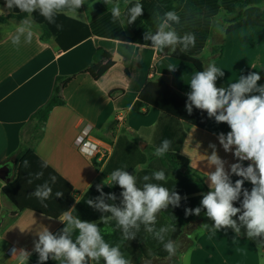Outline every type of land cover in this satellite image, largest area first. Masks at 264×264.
I'll return each instance as SVG.
<instances>
[{
    "label": "crops",
    "instance_id": "0c3cea01",
    "mask_svg": "<svg viewBox=\"0 0 264 264\" xmlns=\"http://www.w3.org/2000/svg\"><path fill=\"white\" fill-rule=\"evenodd\" d=\"M263 3L260 6L264 10ZM9 13L0 0V15ZM76 13L84 15L83 20L67 12L89 22L90 10ZM24 20L27 23L20 32ZM41 34L32 16L0 22V166L9 164L11 174L8 183L0 179V264H18L9 253L14 247L32 253L38 232L44 228L60 233L62 213L73 211L95 181L102 184L107 178L101 174L102 168L94 167L92 160L96 159L83 155L74 144L85 125L92 126V137L108 149V156L112 146L107 141V129L112 124L116 138L125 133L155 149L163 140H170L168 152L186 157L207 188V155L212 152L209 144L216 145L221 159L228 162L226 169L236 162L218 140L219 133L230 131L228 125L217 124L195 107L191 114L186 111L187 83L199 72L192 63L164 56L152 46L99 36L61 51ZM16 38L18 42L13 43ZM219 46H223L221 54L214 55L212 49ZM99 47L112 54L114 64L95 80L86 69ZM207 48L211 53L201 57L204 69L210 62L221 68L222 87L251 72H258L262 77L259 83L264 84V27L245 26L227 34L226 27L215 33L214 23L203 52ZM169 65L175 66V71H170ZM58 76H74L62 90L64 104L51 111L42 138L15 167L11 156L23 144L32 114L51 97ZM45 183L52 188V195L42 204L33 193ZM247 184L251 190L252 185ZM58 191L63 193L61 197L55 195ZM205 211L188 225L175 226L170 240L177 250L171 257L164 246L154 251L147 247L144 228L134 231L135 238L124 243L132 264H264V250L231 229H212L213 222ZM27 264L34 263L29 259Z\"/></svg>",
    "mask_w": 264,
    "mask_h": 264
},
{
    "label": "clouds",
    "instance_id": "9594fccd",
    "mask_svg": "<svg viewBox=\"0 0 264 264\" xmlns=\"http://www.w3.org/2000/svg\"><path fill=\"white\" fill-rule=\"evenodd\" d=\"M111 4L110 13L113 21L121 19L124 11L127 12V23H134L143 14V5L140 0L134 4L127 0L124 11L119 3L113 0H104ZM132 4L131 7H128ZM84 5V0H4V8L11 12L18 8L20 12L31 17L34 12H39L49 23H55V17L66 12H76ZM159 23L155 34L149 32L145 40L152 41L156 49H169L174 53L179 46L181 52H186L195 46L196 37L193 33L178 35L173 24L180 23V16L175 11H167L163 18H158ZM21 22L18 31L23 32ZM57 27H60L57 25ZM18 42V38L13 43ZM170 71L176 67L169 65ZM224 71L214 63H209L203 71L195 73L187 83L190 92L187 93L186 111L191 114L193 107L205 111L209 118H214L217 124H227L230 131L218 134V140L226 153H231L236 160L226 169V160L221 159L216 145L209 144L212 149L207 155L208 191L202 194L200 206L195 209H186L185 215H200L205 209V216L213 222L211 228L217 231L231 229L235 235H244L248 240L255 242L258 250H264V84H260L262 77L258 72H251L247 76L240 75L234 83L227 87H217L218 77H223ZM171 148V141L165 139L161 146L154 150L156 157H163ZM248 162L245 167V163ZM28 162L25 160L24 165ZM214 166L215 170L212 171ZM142 167V166H141ZM236 176L233 183L231 177ZM142 187L137 186V176L130 174L122 168H117L97 185L101 195L97 197L98 203L87 200L89 206H94L102 212L111 213L109 217H101L102 223L110 220L116 221V226L122 230L124 240L135 238V233L130 228L139 231L140 223L146 226V231L154 233L155 237L163 242L162 233L175 231V225L162 227L159 232H154L157 214L167 210L169 205L179 206L181 196L174 190L162 184L148 182L150 180L167 182L164 170L152 172L151 176L142 177ZM55 182V177H52ZM245 181L249 182L251 190L244 187ZM118 185L123 191L122 207L115 204H106L103 186ZM33 195L43 204L51 198L52 188L47 183L38 186ZM57 197L63 195L56 192ZM108 200L115 201L114 193H108ZM239 202V207L235 204ZM46 206V205H45ZM235 217V219H234ZM65 227L60 234L54 235L47 228L38 232V241L35 242L33 251L38 254V264H45L49 259L58 264H99L101 258L104 264H132L120 251V245L110 246L101 235V227L95 222L81 221L72 215V210L62 213L59 218ZM140 222V223H138ZM205 229L208 224L202 225ZM241 229L244 231L241 232ZM78 232L75 240L73 232ZM164 250L169 257L176 254L175 242L169 240L164 243ZM12 257L18 264H27L31 253L26 249L12 248Z\"/></svg>",
    "mask_w": 264,
    "mask_h": 264
},
{
    "label": "trees",
    "instance_id": "16d2710c",
    "mask_svg": "<svg viewBox=\"0 0 264 264\" xmlns=\"http://www.w3.org/2000/svg\"><path fill=\"white\" fill-rule=\"evenodd\" d=\"M116 1L113 0V2ZM135 2L136 0H131L132 4ZM263 2L264 0H140L143 5V14L132 24L127 23L126 11L123 10L124 14L121 19L124 20V23L121 24L119 20L113 21L110 10L107 7L100 2H94L90 9L89 22L69 16L67 12L57 15L55 23H49L38 11L32 14V19L40 25L42 39H52L56 50L67 51L92 36L152 46V41L150 39L145 40V35L149 32L155 34L159 23L158 18H163L164 13L167 11H175L180 16V23L172 26L178 35L193 33L196 37V43L194 47L186 52H181L178 46L174 53L167 48L162 49L161 53L164 56L190 62L198 71H203L204 63L201 53L213 32L215 18L221 12L225 15L227 14L228 18L225 21L232 25L226 30V33L245 26L264 27V10L260 6ZM132 4H129L128 7H131ZM82 10L83 8L81 7L76 12H81ZM26 17H28V14L20 12L18 8H14L7 15H0V22L4 23L9 18L23 20ZM57 25L60 27H57ZM222 50L223 46H219L214 47L212 52L216 55L217 53L221 54ZM113 64L112 54L99 47L96 49L86 72L97 80ZM73 78L74 76L65 78L58 76L49 100L30 117L23 136V144L11 156L15 167L28 152L33 150L34 145L42 138L43 130L51 111L56 106L64 104L62 90ZM216 86L222 87L220 77L217 78ZM114 127L115 125L112 124L107 129V133L110 136L107 141L112 146V152L100 162L92 160L94 167L96 169L102 168L101 174L103 176H108L113 170L122 168L137 176L138 187H142L144 183L142 177L144 175L151 176L154 171L164 170L167 176L166 183L155 180L148 182L162 184L170 190L176 191L181 196V200L179 201V206L169 205L167 210L160 212L153 226L154 232H159L162 227H167L170 224L186 226L191 223L196 218V215L186 216L185 210L199 207L202 194L207 192L208 188L203 178L191 169L189 160L176 152H168L163 157H156L153 154L155 148L148 145L142 147L138 140L130 138L125 133L116 138ZM231 179L234 183L239 177L232 176ZM97 185H99V182L95 181L81 196L73 208L72 215L78 217L81 221L97 223L101 227V235L105 242L109 243L110 246L119 244L120 251L125 258L132 260L131 253L124 248V243L127 240L123 239L122 230L116 226V221L113 219L108 223L101 222L102 216L109 217L111 213L102 212L87 203L89 199L93 200L94 203H98L97 197L101 193L97 190ZM244 187L250 190L247 181H245ZM102 190L105 193L104 202L106 204H115L117 207H122L123 197L121 192L123 190L118 185L105 186ZM108 193H114L116 200H108L106 198ZM235 206L239 207V202ZM64 227L65 224H63L62 228ZM143 228L146 230V226L140 223L139 230ZM129 231L134 232L137 230L130 228ZM58 234L60 233L54 235ZM77 234L78 232H73V240H75ZM162 235L164 236L163 242L159 241L154 233L147 232V247L153 251L163 247L164 243L171 239L172 231L162 233ZM30 260L34 264H38V254L33 251ZM101 260L103 259L101 258ZM51 263H57V261L49 259L45 262V264Z\"/></svg>",
    "mask_w": 264,
    "mask_h": 264
},
{
    "label": "built area",
    "instance_id": "2783aa9c",
    "mask_svg": "<svg viewBox=\"0 0 264 264\" xmlns=\"http://www.w3.org/2000/svg\"><path fill=\"white\" fill-rule=\"evenodd\" d=\"M74 144L83 155L91 159L101 161L109 154L108 149H106L100 141L92 137V126L89 124L82 128ZM11 250L12 249L9 250V253L12 256Z\"/></svg>",
    "mask_w": 264,
    "mask_h": 264
},
{
    "label": "rangeland",
    "instance_id": "374dc122",
    "mask_svg": "<svg viewBox=\"0 0 264 264\" xmlns=\"http://www.w3.org/2000/svg\"><path fill=\"white\" fill-rule=\"evenodd\" d=\"M94 2H100L101 4H103L105 7H107L109 10L111 8V4L107 5L104 0H84V5L82 6L83 10H90L91 7H92V4ZM113 3H119L120 6H121V9L122 11L124 10L125 8V5L127 3V0H117L116 2H113ZM264 4V3H263ZM223 12H221L219 14L218 17L215 18V33H218L220 32L224 27H226V30L232 25L230 24L229 22H226L225 19L228 18L227 14L225 15L224 13L222 14ZM70 15L76 17V18H79V19H82L84 18V15L82 14H79V13H76V12H70ZM229 34V33H227ZM212 41V40H211ZM210 50L209 48H207L201 57H208L210 56ZM140 146L144 147L145 145L143 143L140 144ZM7 205V202L5 203V206Z\"/></svg>",
    "mask_w": 264,
    "mask_h": 264
},
{
    "label": "water",
    "instance_id": "95a60500",
    "mask_svg": "<svg viewBox=\"0 0 264 264\" xmlns=\"http://www.w3.org/2000/svg\"><path fill=\"white\" fill-rule=\"evenodd\" d=\"M247 165H245L246 167ZM0 179L8 183L11 180V174H10V165L9 164H4L0 166Z\"/></svg>",
    "mask_w": 264,
    "mask_h": 264
}]
</instances>
